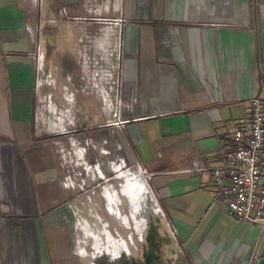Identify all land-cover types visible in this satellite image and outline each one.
<instances>
[{"label": "crops", "instance_id": "obj_1", "mask_svg": "<svg viewBox=\"0 0 264 264\" xmlns=\"http://www.w3.org/2000/svg\"><path fill=\"white\" fill-rule=\"evenodd\" d=\"M95 3L124 20L121 77L126 97L138 99L124 129L102 124L82 58L103 43L110 50ZM40 32L42 84L31 56ZM255 96L264 102V0H0L1 264L79 263L69 198L86 178L140 165L152 173L151 209H160L150 217L149 238L163 244L154 264H264L258 227L215 203L211 173ZM52 118L72 130L41 129ZM109 234V253L122 251Z\"/></svg>", "mask_w": 264, "mask_h": 264}, {"label": "built area", "instance_id": "obj_2", "mask_svg": "<svg viewBox=\"0 0 264 264\" xmlns=\"http://www.w3.org/2000/svg\"><path fill=\"white\" fill-rule=\"evenodd\" d=\"M100 7L101 5H99L98 12L102 11ZM198 8L200 9V7ZM99 15L93 17V19L103 25L106 30V37L111 39L109 43L110 50L107 47L99 53L104 62L95 60L97 54L92 55L93 57L83 55V59L89 62L90 66L92 65L89 78L96 93L102 99V109L107 118L105 126L124 129L131 120L127 112L138 104V99L134 95L126 97L124 82L121 77L122 27L124 20L121 16L120 18L103 16L102 12ZM40 34L41 32L34 40V49L31 56L34 59L33 65L37 73V82L42 84V74L46 71L47 55L40 40ZM108 55L115 57L120 62L113 60L110 66L106 65ZM50 77L51 74L49 73L46 79ZM37 119H44V115L37 114ZM58 120L52 118L46 124L41 123V129L57 133L72 130L66 124H60ZM230 138L231 145H227L220 150L219 163L213 166L211 170L213 182L215 183V203L221 206V200L223 199L226 203L224 210L232 214L237 221L257 226L260 236L259 242H262L264 239V102L260 97L255 96L251 99V115L249 117L243 116L236 121V126L232 130ZM128 168L137 171L139 174L142 172L146 183L149 185L146 196L143 198L144 207L143 203L138 201V203H142L140 209L135 213L138 217H132V209L134 210V203L136 204L135 200L132 201L131 197L115 199L114 187L117 186L122 189L125 186V180L119 168L110 177L104 178L96 184H91L90 179L89 181L85 179L84 187L69 198L68 207L73 216L74 245L76 256L79 259H91L98 255H104L111 261L116 262L118 259L117 254L119 257L123 254L125 258H128L132 249L138 251L144 241L145 234L149 230L150 215L160 214L158 212L160 209L156 213L155 210L151 209L153 204H157L150 184L152 173L142 165ZM123 180L124 182H122ZM94 189L98 190L97 194L102 201L106 215L114 216L119 220L122 228L127 229V237L117 229H111V223L103 214L100 202L95 201L90 194L91 190ZM96 190L94 193H96ZM112 196L116 200L113 203L110 200ZM120 217H127V224L120 221ZM136 219L139 222H144L143 237L139 243L137 241V237H139L138 230L135 227L139 222L137 223ZM85 228L89 231H101L103 238H107L108 232L111 233V238H115L116 241L123 242L128 238L130 242L126 241L127 251L124 247L122 251L111 255L109 253L111 245L105 239L102 242L98 240L100 241L98 243L100 248L96 250L98 241L95 242V237H92ZM105 228L108 231L104 230ZM133 239L134 243L132 242ZM90 240L92 241V250L88 245ZM259 251L260 245L256 253Z\"/></svg>", "mask_w": 264, "mask_h": 264}, {"label": "rangeland", "instance_id": "obj_3", "mask_svg": "<svg viewBox=\"0 0 264 264\" xmlns=\"http://www.w3.org/2000/svg\"><path fill=\"white\" fill-rule=\"evenodd\" d=\"M99 3H95L92 7H91V10L92 11H94V13L95 14H93V17H97V16H100L99 14H98V9H99ZM197 7H200V10H202L203 8H205V7H202V6H197ZM199 9V8H198ZM206 9V8H205ZM211 11L213 10V8L211 7V9H210ZM212 16V15H211ZM102 49H104V48H106V44L105 43H103V44H101V46H100ZM96 50L98 51L99 49L98 48H96ZM91 57H93L92 55H91ZM83 58V57H82ZM81 58V60H82V62H83V59ZM107 58V57H106ZM98 60V62H104L103 61V57L101 56V55H99V54H97V58H95V60ZM114 61H116V62H120V61H118V60H116L115 59V57H114V59H113ZM92 89H93V92H94V96H96V98H98V100H99V103H100V111L102 112V114H103V120H102V124L103 125H105L106 124V116H105V112H104V110L102 109V99L98 96V94L96 93V91H95V89H94V87H92ZM130 171L131 172H137V171H134L133 169H130ZM139 176V175H138ZM128 177V176H127ZM123 178H126V175L125 174H123ZM89 179L90 178H86V180H88L89 181ZM123 182V181H122ZM124 185H125V183H124ZM114 189L116 190V191H114V192H116V194L117 193H119V189L120 188H118L117 186H115L114 187ZM124 189V188H123ZM96 189H94V190H91V192H90V194L92 195V198L95 200V201H99L100 202V205L102 206V211H103V214L104 215H106V211H105V209H103V205H102V201L100 200V197L98 196V194H97V192H98V190H96V193H94V191H95ZM120 191H121V189H120ZM118 197H116V199H117ZM119 198H122V199H126L127 197H125V195L124 194H121V197H119ZM110 200H112V203H113V201L115 200L114 199V197L112 196L111 197V199ZM116 201V200H115ZM144 207V206H143ZM137 212V210L135 209V206H134V210L132 209V217L133 218H136V217H138L137 215H135V213ZM151 216V215H150ZM109 221H110V223H111V229L113 228V230H115V229H117L118 231H120L121 233H123L124 234V236L125 237H127V229H125V228H122V226H121V223L119 222V220H117L114 216H110V215H106L105 216ZM117 217V216H116ZM117 218H119V217H117ZM153 218V217H152ZM124 219V220H123ZM154 219V218H153ZM157 220V219H156ZM155 220V221H156ZM120 221H122L124 224H127V222H128V220H127V217L126 218H123V217H120ZM136 222H137V219H136ZM138 222H139V220H138ZM137 222V223H138ZM156 224L157 225H160V222L159 221H156ZM113 226V227H112ZM151 226V224H149V231L148 232H146V234H145V239H144V241L142 242V244L140 245V248H139V250L138 251H135L134 249H132V252H131V254H130V259H131V263L132 264H154L155 262L153 261L154 260V257H156V255H159L160 254V250H161V248H162V246H163V244H162V242H161V240H157V243H152L151 242V240H150V231L153 229L152 227H150ZM165 226H167L166 228H168L169 229V236H170V240L168 239V240H166V241H164L163 243L167 246V251H166V253L168 254V255H171L172 256V254H174L175 253V251H176V246H177V244H176V242L174 241V238H175V236L173 235V232H172V230H171V228H169V225H165ZM136 229H139V233H137L138 235H139V237H137L139 240H141L142 239V228L144 227V222H142V221H140L139 222V224H136ZM152 228V229H151ZM109 236H110V238H111V233L109 234ZM0 238H1V233H0ZM97 238H98V236H97ZM101 242H102V240H100ZM125 241H128V238L127 239H125ZM125 241H123V246H125V249L127 248V245H126V243H125ZM138 241V240H137ZM139 242H141V241H138V243ZM74 243V242H73ZM92 241L90 240L89 241V248L91 249V247H92ZM98 244V243H97ZM100 248V245L98 244V249ZM102 248V247H101ZM92 250V249H91ZM126 251H127V249H126ZM159 254H158V253ZM256 254H258V253H256ZM124 258V255L123 254H121L120 255V258ZM106 258V257H105ZM117 258H119V255L117 254ZM151 258H152V260H151ZM256 258H257V255H256ZM98 259H99V261L101 260L100 258H99V256H98ZM126 259H128V258H126ZM90 260H89V258H84V259H81L80 261H79V263H76V264H89L90 262H89ZM107 261H109V260H106L105 259V261H104V263H106ZM150 261H151V263H150ZM0 264H1V262H0ZM69 264H73V263H69ZM111 264V263H110ZM112 264H113V261H112Z\"/></svg>", "mask_w": 264, "mask_h": 264}, {"label": "bare ground", "instance_id": "obj_4", "mask_svg": "<svg viewBox=\"0 0 264 264\" xmlns=\"http://www.w3.org/2000/svg\"><path fill=\"white\" fill-rule=\"evenodd\" d=\"M117 168H119L120 169V171H122V174H125L126 175V178H124V180H125V186L121 189V191H120V189H119V193H117L116 194V192H114V194H115V199H116V197H121V194H124L125 195V197H131V200L132 199H134V200H143V198H145V194H146V188H145V186H144V183L143 182H141V180L139 179L138 181H136V177H138L136 174L137 173H135V172H131L130 171V169L128 168V169H126L125 167H120V166H117V167H115L114 168V171L117 169ZM140 173H142V172H140ZM143 174V173H142ZM128 176V177H127ZM144 176V175H143ZM142 176V177H143ZM144 178V177H143ZM124 180H123V182H124ZM112 191V190H111ZM114 191H116L115 189H114ZM115 201V200H114ZM85 230L87 231V232H90V233H92V234H90L92 237H95V242H97V239H99V240H103V239H105L106 241H107V239L108 238H103L102 237V233H101V231H99V230H97V231H93V230H88V229H86L85 228ZM97 236L98 237H100V238H97ZM143 237V236H142ZM137 240L138 241H142V239L141 240H139L138 238H137ZM128 241H129V239H128ZM119 242V244H121V245H123V242H121V241H118ZM130 242V241H129ZM132 242L134 243L135 241H134V239L132 240ZM125 243H126V241H125ZM127 245V244H126ZM98 248H96V250H97ZM124 249V248H123ZM126 250V249H125ZM112 255V254H111Z\"/></svg>", "mask_w": 264, "mask_h": 264}, {"label": "flooded vegetation", "instance_id": "obj_5", "mask_svg": "<svg viewBox=\"0 0 264 264\" xmlns=\"http://www.w3.org/2000/svg\"><path fill=\"white\" fill-rule=\"evenodd\" d=\"M149 231V230H148ZM121 259V261H120V263L119 262H113V264H132L131 263V259L130 258H128V259H126V258H120ZM96 264H107V262L106 263H104V261H99V262H96ZM112 264V263H111Z\"/></svg>", "mask_w": 264, "mask_h": 264}, {"label": "water", "instance_id": "obj_6", "mask_svg": "<svg viewBox=\"0 0 264 264\" xmlns=\"http://www.w3.org/2000/svg\"><path fill=\"white\" fill-rule=\"evenodd\" d=\"M106 257V259H108V257L107 256H104V258ZM109 260V259H108ZM110 263H112V261H107V264H110Z\"/></svg>", "mask_w": 264, "mask_h": 264}, {"label": "trees", "instance_id": "obj_7", "mask_svg": "<svg viewBox=\"0 0 264 264\" xmlns=\"http://www.w3.org/2000/svg\"><path fill=\"white\" fill-rule=\"evenodd\" d=\"M155 240H156V239L152 238V239H151V242L154 244V243H156Z\"/></svg>", "mask_w": 264, "mask_h": 264}]
</instances>
